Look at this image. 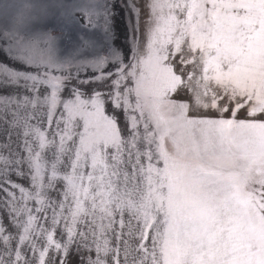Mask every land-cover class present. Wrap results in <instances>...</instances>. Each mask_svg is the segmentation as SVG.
Masks as SVG:
<instances>
[{"label":"snow or ice","instance_id":"6c2138e0","mask_svg":"<svg viewBox=\"0 0 264 264\" xmlns=\"http://www.w3.org/2000/svg\"><path fill=\"white\" fill-rule=\"evenodd\" d=\"M0 49V264H264V0L47 5Z\"/></svg>","mask_w":264,"mask_h":264},{"label":"rangeland","instance_id":"374dc122","mask_svg":"<svg viewBox=\"0 0 264 264\" xmlns=\"http://www.w3.org/2000/svg\"><path fill=\"white\" fill-rule=\"evenodd\" d=\"M0 2H2V0H0ZM80 2L81 0H46V3L48 5H54V4H60V3L71 5V4L80 3ZM51 12H52V15H50L47 20H45L42 24H40L37 30L38 31H53L54 35L59 36L60 29H59L58 18L60 16V10L56 8H52ZM2 27H3V20L0 19V28ZM89 32L91 35H93L97 39L102 38V33H100L99 30L90 29ZM71 35L73 38H75V36L77 35V29L75 27L71 29ZM122 43H123V37L119 35V32H118L117 38L113 40V45L116 47H119ZM70 45H71V41L67 38H62L59 41V46L62 50L68 49ZM0 62H2L0 63V67H2L3 64H7L11 67H18L16 62L10 60L2 49H0Z\"/></svg>","mask_w":264,"mask_h":264},{"label":"clouds","instance_id":"9594fccd","mask_svg":"<svg viewBox=\"0 0 264 264\" xmlns=\"http://www.w3.org/2000/svg\"><path fill=\"white\" fill-rule=\"evenodd\" d=\"M48 4L46 0H2L0 2V19L9 22L38 16L41 9Z\"/></svg>","mask_w":264,"mask_h":264}]
</instances>
